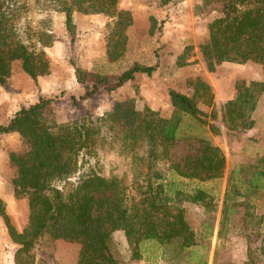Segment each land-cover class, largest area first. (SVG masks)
Wrapping results in <instances>:
<instances>
[{"label":"trees","instance_id":"16d2710c","mask_svg":"<svg viewBox=\"0 0 264 264\" xmlns=\"http://www.w3.org/2000/svg\"><path fill=\"white\" fill-rule=\"evenodd\" d=\"M174 1L156 0L161 9ZM53 3L64 15L72 41L76 36L74 14L103 15L112 20L106 55L110 62L123 55L133 17L129 10L119 7V0ZM13 9L14 0H0V86L6 88L15 62L34 83L47 75L50 61L44 48L54 42L51 34L40 33L37 43L41 50L26 44L14 26ZM197 9L204 17L214 15L206 23V39L198 44L207 72L213 73L223 63H254L262 70L259 81L236 82L235 97L222 106V125L238 137L253 128L251 115L264 94V0H202ZM191 51V46L185 47L177 59L179 67L187 65ZM72 65L77 82L86 87L84 98L105 83L104 77ZM154 69L136 64L124 71L108 91ZM88 82L92 83L90 90ZM194 88L196 98L211 106L213 92L207 80L195 78ZM169 100L176 114L172 119L162 118L148 107L138 111L131 98L116 101L102 117L58 123L52 111L55 98L39 96L35 103L19 108L6 125H0V136L15 133L23 146L22 151L8 154L15 173L11 180L15 197L27 201V225L21 232L11 223L0 197V220L11 243L17 246L14 264H34L31 251L42 239L78 244L75 264H122L112 253L116 232L123 233L131 261L141 260L143 246L153 243L167 248L173 260L207 263L208 239L214 234V226L203 220L201 232L196 233L185 212L188 206H199L206 213H214L213 198L203 189L190 187V183L222 178L226 158L210 139L199 135L181 137L188 145L197 146L180 159H172L171 150L180 139L182 117L218 135L220 128L213 123L217 115L212 111L208 123L194 99L173 90L169 91ZM108 154L132 163L130 185L121 175L105 176L96 171L100 156ZM86 158L96 165H89ZM160 162L168 164L166 173L157 169ZM261 196L264 152L252 164L237 165L229 171L217 237L226 234L229 219L238 207L251 208ZM198 247L204 250L202 255L195 250Z\"/></svg>","mask_w":264,"mask_h":264},{"label":"rangeland","instance_id":"374dc122","mask_svg":"<svg viewBox=\"0 0 264 264\" xmlns=\"http://www.w3.org/2000/svg\"><path fill=\"white\" fill-rule=\"evenodd\" d=\"M201 5L202 0H175L161 9L156 0H119V7L131 12L133 23L126 32L125 52L117 61L110 62L106 55L107 37L112 23L109 18L103 15L75 14L76 36L72 41L65 29L64 15L56 11L53 0H14L13 23L21 39L26 44L34 45L37 50L42 49L37 43L40 33L51 34L54 42L51 47L44 48L50 61L49 73L40 77L42 79L38 86L34 87L30 82L31 90L26 98H21L16 91L12 92L15 84L21 83V77H28L22 71L20 63L12 64L7 88L0 86V125L7 124L19 108L36 102L41 95L55 98L52 111L53 118L58 123L102 117L111 111L116 101L131 98L138 111L148 107L160 117L172 119L176 114L170 104L169 91L187 95L207 115L208 123L211 122L212 111L216 113L217 120L213 123L220 128V133L213 135L207 126L200 128L189 118L182 117L180 139L171 150V158L180 159L197 146L188 145L181 137L199 135L210 139L221 149L226 158V167L220 179L190 183V187L203 189L213 198L215 212L206 213L202 207L188 206L185 218L196 233L201 232L203 220L214 226V234L208 239L210 245L207 248L208 257L213 255V264H264V196L253 201L251 208L238 207L229 219L226 234L221 239L217 237L229 171L237 165L252 164L264 152L263 131L257 136H249V130L238 137L233 136L221 123V109L229 101V97H235L236 82L249 83L261 79L262 70L254 63H223L213 73L207 72L198 44L206 39V23L214 15H201V11L197 9ZM151 28L153 34L150 33ZM55 43L58 44L54 48ZM187 46L192 47L190 57L186 60L187 65L179 67L177 59ZM72 63L82 71L104 77L105 83L98 86L97 92L84 98L86 87L77 84ZM136 64L155 66V69L151 74H136L132 81L125 82L114 91H108L124 71ZM197 77L206 79L211 86L213 101L209 107L196 98L194 80ZM86 85L90 90L92 83L88 82ZM22 149L18 137L11 134L0 136V193L7 192L5 178L15 174L8 154ZM86 160L89 165H96L95 161L88 158ZM87 165L85 164L84 169ZM167 168L166 162L157 164V169L163 173L167 172ZM95 169L105 176L121 175L130 185L134 166L127 159L108 154L100 156ZM130 192L133 193L131 190ZM16 200L19 212L21 201L26 199ZM5 233L6 236L0 234V264H14L17 246L11 243L7 232ZM79 249L80 246L75 243L42 239L31 253L34 264H67L69 257L65 255H76ZM142 251L143 258L136 261V264H164L163 259L168 262L173 260L167 248L153 243H146ZM196 251L198 255L204 253L200 247ZM112 253L122 264H132L129 248L121 232L114 234Z\"/></svg>","mask_w":264,"mask_h":264},{"label":"crops","instance_id":"0c3cea01","mask_svg":"<svg viewBox=\"0 0 264 264\" xmlns=\"http://www.w3.org/2000/svg\"><path fill=\"white\" fill-rule=\"evenodd\" d=\"M56 44H58V43L54 44V48L56 47ZM40 79H42V78L39 77L37 79V82L34 83L33 80H31V78L23 76V77H21V83L15 84V90H14V88H12L13 89L12 92L16 91L17 94L21 96V98H24V97L26 98L29 95V92L31 90L30 82L35 87V86H38ZM75 79H76V77H75ZM259 80H261V79L259 78V79L254 80V81H259ZM13 81H14V79H13ZM76 82H77V80H76ZM77 84H79V83L77 82ZM42 93L43 92H41V94ZM232 99H233V96L229 97L227 100H232ZM33 103H35V102H33ZM33 103H31V104H33ZM251 119L254 121V126L252 129L249 130L251 132V133H249L250 134L249 136H255V135L257 136V134L260 131H263V133H264V94H262L259 97L257 106L251 115ZM11 135L19 138V136L15 133L11 134ZM18 149H19V147H18ZM11 168H12V166H11ZM13 177H14V174L12 176L9 175L5 178V180H4L5 185L4 186L7 190V192L0 193V197L4 201V203L6 204L7 214L10 218L11 223L20 232L26 226L28 208H27V202L23 200V201H21L22 202L21 207H20L21 211L18 212V210H17L18 204H17V200L15 197L14 188L11 185V180L13 179ZM17 212L19 213L18 215H17ZM19 225H21V226L19 227ZM5 232H7V231H6V228L4 226V223L2 220H0V234H3V235L5 234V236H6ZM6 238L7 237H5V242L7 241ZM195 250H197V248H195ZM213 250H214V248H213ZM78 255H79V253L76 255H74L73 253L66 254L65 256L69 257V258H67V261H68L67 264H75L78 260ZM162 262L164 264H186L185 262H183L181 260H171L168 262V260L163 259ZM132 264H136V261H132ZM137 264H140V263H137ZM206 264H213V255L208 257Z\"/></svg>","mask_w":264,"mask_h":264}]
</instances>
